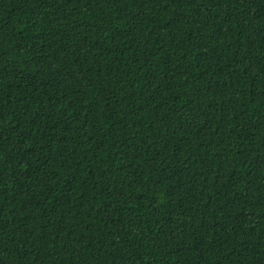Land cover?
I'll return each mask as SVG.
<instances>
[{"label":"trees","instance_id":"16d2710c","mask_svg":"<svg viewBox=\"0 0 264 264\" xmlns=\"http://www.w3.org/2000/svg\"><path fill=\"white\" fill-rule=\"evenodd\" d=\"M0 264H264V0H0Z\"/></svg>","mask_w":264,"mask_h":264}]
</instances>
